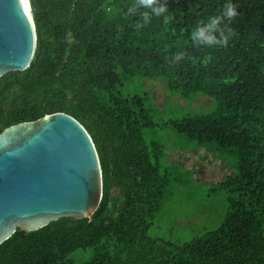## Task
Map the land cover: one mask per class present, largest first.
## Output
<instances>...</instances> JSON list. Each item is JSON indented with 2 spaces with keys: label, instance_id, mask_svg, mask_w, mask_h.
Segmentation results:
<instances>
[{
  "label": "trees",
  "instance_id": "obj_1",
  "mask_svg": "<svg viewBox=\"0 0 264 264\" xmlns=\"http://www.w3.org/2000/svg\"><path fill=\"white\" fill-rule=\"evenodd\" d=\"M32 2L37 49L29 68L0 78V134L55 113L74 117L96 145L103 198L91 219L17 230L0 245V264H264V0H231L238 15L223 46L194 45L191 33L228 0H165L160 16L138 0ZM134 80H163L212 111L156 123L147 94H122ZM165 126L236 159L235 174L212 189L227 194L222 222L187 243L148 236L173 178L165 146L147 144L143 131ZM77 251L91 256L76 260Z\"/></svg>",
  "mask_w": 264,
  "mask_h": 264
},
{
  "label": "water",
  "instance_id": "obj_2",
  "mask_svg": "<svg viewBox=\"0 0 264 264\" xmlns=\"http://www.w3.org/2000/svg\"><path fill=\"white\" fill-rule=\"evenodd\" d=\"M23 0H0V78L23 72L38 36ZM103 198V171L88 130L55 113L0 134V245L62 218L91 219Z\"/></svg>",
  "mask_w": 264,
  "mask_h": 264
},
{
  "label": "rangeland",
  "instance_id": "obj_3",
  "mask_svg": "<svg viewBox=\"0 0 264 264\" xmlns=\"http://www.w3.org/2000/svg\"><path fill=\"white\" fill-rule=\"evenodd\" d=\"M161 81L134 80L125 83L121 91L124 96L147 94L153 120L159 124L212 111V102L208 103L199 96L195 102L185 103L178 95L159 85ZM143 134L147 144L160 142L165 146L163 168L173 178L148 236L187 243L215 229L225 214L227 194L212 189L219 181L235 174L233 154L215 144L199 145L169 126L144 129ZM90 256L91 251L73 254L81 261Z\"/></svg>",
  "mask_w": 264,
  "mask_h": 264
},
{
  "label": "clouds",
  "instance_id": "obj_4",
  "mask_svg": "<svg viewBox=\"0 0 264 264\" xmlns=\"http://www.w3.org/2000/svg\"><path fill=\"white\" fill-rule=\"evenodd\" d=\"M135 7L149 9L154 16H160L167 10L165 0H138ZM132 10L133 9H129V11ZM142 15L144 17V22L147 23L149 12H144ZM237 15L236 7L231 3V0H228V3L220 15L209 17L207 23H198L195 30L191 33L193 44H203L206 46L227 45L230 36L233 35V30L230 27H227V24L231 23ZM225 21L227 23H225ZM222 23H225L227 34H225V31L220 28ZM181 55L182 54L177 55L175 58L179 60Z\"/></svg>",
  "mask_w": 264,
  "mask_h": 264
},
{
  "label": "bare ground",
  "instance_id": "obj_5",
  "mask_svg": "<svg viewBox=\"0 0 264 264\" xmlns=\"http://www.w3.org/2000/svg\"><path fill=\"white\" fill-rule=\"evenodd\" d=\"M23 2H24L26 9L30 12L31 11V5L29 3V0H23Z\"/></svg>",
  "mask_w": 264,
  "mask_h": 264
}]
</instances>
